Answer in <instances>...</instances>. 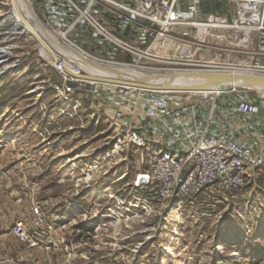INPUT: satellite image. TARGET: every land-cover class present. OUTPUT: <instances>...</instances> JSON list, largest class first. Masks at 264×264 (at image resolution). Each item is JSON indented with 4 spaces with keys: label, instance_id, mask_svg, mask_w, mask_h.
Segmentation results:
<instances>
[{
    "label": "built area",
    "instance_id": "obj_1",
    "mask_svg": "<svg viewBox=\"0 0 264 264\" xmlns=\"http://www.w3.org/2000/svg\"><path fill=\"white\" fill-rule=\"evenodd\" d=\"M200 1L34 0L42 20L35 15L38 22L56 40L43 37L42 53L41 40L35 36L39 51L61 78L48 89H37L38 93L51 92L67 116L72 118L83 109L92 124L105 120L115 132L111 147L87 162L75 182L83 192L72 197L87 205L73 199L69 203L94 237L106 233L103 220L144 223L209 190L230 193L264 179V92L236 86L202 94L154 93L83 82L63 69L87 74L68 57L66 52L73 51L98 65L144 73L264 76V0H220L230 5V18L203 14ZM7 20L16 35L26 32L11 14L0 19V25ZM82 44L101 56L84 51ZM12 50L0 49V65H4L0 77L20 63V58L10 57ZM125 55L132 64L119 58ZM145 61L155 66L142 67ZM88 95H100L103 102L96 108L83 107ZM130 149L139 154L140 165L130 182L110 189L125 179L127 173L118 164L127 161ZM102 177L113 180L100 184ZM85 193L91 194L88 200L81 197ZM35 214L44 225L38 206ZM10 232L29 248L40 246L41 233H30L22 222L13 224ZM56 245L51 241L43 247L49 250Z\"/></svg>",
    "mask_w": 264,
    "mask_h": 264
},
{
    "label": "rangeland",
    "instance_id": "obj_2",
    "mask_svg": "<svg viewBox=\"0 0 264 264\" xmlns=\"http://www.w3.org/2000/svg\"><path fill=\"white\" fill-rule=\"evenodd\" d=\"M29 2L42 23L34 0ZM12 10L11 0H0V19L6 18ZM223 15L230 18L229 4ZM10 23L7 20L6 24L0 25V49H13L10 57L20 58V63L0 77V151L5 150L7 156L0 157V166H29L26 170L23 168L25 175L22 177L29 187L35 183L39 186L37 197L33 191L27 193L35 206L43 199L53 198V205L48 201L45 206L48 215L44 218L49 222L44 223L43 228L49 232L51 228L56 230L58 225L61 235L53 238L49 235L46 239L59 245L61 259L75 264H264V179L247 182L230 193L209 190L197 200L174 207L144 223L128 219L118 223L112 219L103 220L102 229L106 233L94 237L93 230L82 223L69 203L73 199L87 205L85 200L72 197L77 191L83 192L81 187L75 188V182L81 178L80 170L87 162L111 147L115 132L105 120L92 124L89 112H83V109L72 118L67 116L51 92L38 93L37 89H48L52 84L60 83L61 78L41 55L36 37L28 32L16 35L14 25ZM7 32L13 34L6 35ZM81 47L92 55L101 56L88 45ZM119 58L132 64L127 55ZM48 59L52 61V58ZM140 65L145 68L155 66L146 61ZM3 66L0 65V72ZM250 94L260 95L257 92ZM8 123L16 126L6 127ZM14 128H25L27 141L14 142ZM5 132L12 137L4 136ZM128 154L127 161L118 164L121 172L127 173L125 179L110 189L133 179L140 157L134 149ZM112 180V177L99 179L100 184ZM90 195L85 193L81 197L86 196L88 200ZM17 222L29 229L19 219L12 225ZM76 228L81 229L78 235ZM62 239L64 243H61Z\"/></svg>",
    "mask_w": 264,
    "mask_h": 264
},
{
    "label": "crops",
    "instance_id": "obj_3",
    "mask_svg": "<svg viewBox=\"0 0 264 264\" xmlns=\"http://www.w3.org/2000/svg\"><path fill=\"white\" fill-rule=\"evenodd\" d=\"M88 96L89 97L86 98L87 100L85 98L83 100L84 107L96 108L98 103L103 102L101 101L102 99H100V95ZM10 125L16 126V124L14 125L11 123L5 126L9 127ZM15 129L16 128H14V134L12 135L13 137L7 132L4 133V136L7 138L12 137L14 142L18 141V143L27 141V136L24 133L25 128ZM3 130H5V128ZM37 146L38 145H36V147ZM33 148L32 146L31 150H33ZM37 148L36 150H38ZM0 157H7L5 156V150L0 151ZM26 167L29 166H13L10 164H3V166H0V264H75L74 261L71 262L70 260L65 261L61 259L63 255L59 253V245L55 247L52 246L49 250L44 249V244L49 243L46 238H48L49 235L52 238L58 237L60 230L57 225L56 230L51 228L48 232L43 228L42 222H40L35 214L36 204L34 205L35 202H30V196L27 193L33 191L37 197L39 194V186L35 183L34 186L32 185L33 187H29L27 183L23 181L25 179V177H22V175H25L23 168L26 170ZM48 201L53 205V198H48V200L43 199V201L38 204L41 218L42 216L44 218L45 215H48L45 210V206H48ZM53 215L54 214L51 216L54 218ZM15 219L23 220L29 227L28 230L30 233H41V236H38L41 240L39 247L33 249L29 248L12 235L9 231V227ZM48 222L49 219L47 218L46 221L44 218V223L48 224ZM50 223L53 224L51 221Z\"/></svg>",
    "mask_w": 264,
    "mask_h": 264
},
{
    "label": "water",
    "instance_id": "obj_4",
    "mask_svg": "<svg viewBox=\"0 0 264 264\" xmlns=\"http://www.w3.org/2000/svg\"><path fill=\"white\" fill-rule=\"evenodd\" d=\"M28 10L35 16L29 0H24ZM17 26L21 24L17 18L12 17ZM37 20V18H36ZM157 54L164 55L163 50H157ZM88 65L100 70L102 76L90 77L88 74H77L70 72L67 67L64 71L72 78L87 83H97L108 86L130 88L135 90L149 91L154 93H210L224 87H240L249 90H264V76L247 73H218V72H172V73H146L130 74L107 66L98 65L87 61ZM179 77L195 78L200 81L193 86L174 85L173 79ZM264 92V91H263Z\"/></svg>",
    "mask_w": 264,
    "mask_h": 264
},
{
    "label": "bare ground",
    "instance_id": "obj_5",
    "mask_svg": "<svg viewBox=\"0 0 264 264\" xmlns=\"http://www.w3.org/2000/svg\"><path fill=\"white\" fill-rule=\"evenodd\" d=\"M11 2L13 5L11 16L14 18H17L18 21L21 22V24L19 25L21 29H24L26 32L32 34L33 36L39 37V39L41 40V44H42L40 47L42 50L41 51L42 53L44 52L43 49L45 46L43 37L44 39H47L51 42L56 43V40L54 39V37L48 32V30L44 26H42L38 22V20H36V17H34V15L28 10V7L24 0H11ZM66 53L68 57L71 59V61L76 64L77 68L85 70L90 77L95 78V77L102 76V74H104L100 70L88 65L87 60H85L78 54L74 53L73 51H67ZM51 57L52 56L48 55V58H51ZM52 61H53V58H52ZM122 71L128 72L130 74H140V73L146 74L144 72H139V71L131 70L128 68L122 69ZM172 83L177 86H182V85L183 86H193V85H196L197 83H200V81L195 78H185V77L178 78L177 77L173 79ZM258 91L263 92L264 90H258Z\"/></svg>",
    "mask_w": 264,
    "mask_h": 264
},
{
    "label": "trees",
    "instance_id": "obj_6",
    "mask_svg": "<svg viewBox=\"0 0 264 264\" xmlns=\"http://www.w3.org/2000/svg\"><path fill=\"white\" fill-rule=\"evenodd\" d=\"M200 6L203 14L223 15L228 3L220 0H201Z\"/></svg>",
    "mask_w": 264,
    "mask_h": 264
}]
</instances>
